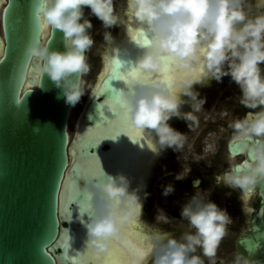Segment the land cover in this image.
Instances as JSON below:
<instances>
[{
    "label": "clouds",
    "instance_id": "clouds-1",
    "mask_svg": "<svg viewBox=\"0 0 264 264\" xmlns=\"http://www.w3.org/2000/svg\"><path fill=\"white\" fill-rule=\"evenodd\" d=\"M85 7L90 8L106 29L120 23L113 0H39L35 16L43 17L53 34L56 30L62 31L66 47L64 51L54 50L50 43L41 45L35 40L25 48L28 58L39 62V70L57 87L63 86L66 102L73 106L87 89L85 78L91 70L88 53L94 46L89 31L93 26L84 18ZM252 7V0H128V8L142 26L141 36L149 38L147 44L136 41L143 51L134 65L145 72H157L171 57L180 70L199 69L201 73L194 78L182 76L177 81L182 93L191 100L189 112L181 111V105L187 101L169 91L163 80H139L127 87V91H118V103L131 124L148 130L160 149L171 147L183 151L186 135L168 121L174 116L188 122L195 120L193 112L203 109L205 99L199 98L193 85L205 78L220 81L230 75L239 86L241 105L250 109L264 106V69L261 67L264 65V10H259L264 9V0H255L257 14H250ZM104 39L112 40L111 33L106 31ZM229 127L253 158L244 170L226 171L223 183L249 191L264 183V107L232 121ZM183 172L184 169L176 179L187 175ZM129 185L125 174L114 176L103 170L86 183L92 210L90 219L85 222L81 218V223L87 229L86 245L97 252H106L113 236L120 234L122 225L134 214L141 215L140 197L136 190L129 191ZM171 191L173 187L168 185L164 194ZM210 191L197 187L196 194L182 206L180 215L187 221L189 231L182 232L179 238L166 232L154 236L152 264H205L202 256L216 255L233 220L226 210L199 194L208 196ZM170 221L163 210L158 212L156 222ZM198 249L200 255L196 254ZM235 264H249V258L237 253Z\"/></svg>",
    "mask_w": 264,
    "mask_h": 264
},
{
    "label": "water",
    "instance_id": "water-1",
    "mask_svg": "<svg viewBox=\"0 0 264 264\" xmlns=\"http://www.w3.org/2000/svg\"><path fill=\"white\" fill-rule=\"evenodd\" d=\"M116 2L113 0L115 10ZM38 7L39 0H0V264H77L79 237L86 230L81 218L86 222L90 215L85 212L81 217L79 201L84 199L81 193L77 202L69 205L71 218L65 216V182L74 160L82 168V161L86 160L82 149L87 154L89 148V152L104 158L107 164L102 170L108 174L114 175L115 167L122 165V156L114 160L113 154L124 144L122 134L115 140L104 139L94 147L87 136L83 137L103 121L118 118L109 111L111 108L107 109L106 103L115 105L117 110L120 104L115 93L100 92L103 76L99 88L76 117L81 120L82 133H77L73 158L71 143L75 140L69 133L77 103L74 106L67 103L63 86L57 87L39 70L36 58L25 54L28 43L35 40L41 45L50 43L54 50L64 51L66 47L62 31L53 34L50 26L41 27V19L35 16ZM136 57L121 51L111 60L120 59L127 66L129 60L134 65ZM102 68H98L96 79ZM209 81L210 78H205L193 88ZM110 83L117 93L128 90L122 81ZM229 150L234 156L244 152L247 155L246 160L234 165L233 172L244 170L253 158L239 140L230 142ZM78 183L86 190L87 181ZM245 192L257 193L260 203L258 208L249 209V222L236 248L254 263L264 264V183ZM66 232L71 245L66 253L68 260L63 258L60 247Z\"/></svg>",
    "mask_w": 264,
    "mask_h": 264
},
{
    "label": "flooded vegetation",
    "instance_id": "flooded-vegetation-1",
    "mask_svg": "<svg viewBox=\"0 0 264 264\" xmlns=\"http://www.w3.org/2000/svg\"><path fill=\"white\" fill-rule=\"evenodd\" d=\"M252 3H254V6L249 10L251 15L257 14L259 10H264H258L255 7V0H252ZM261 67L264 69V65H261ZM197 70L199 74L196 76L201 75L199 69ZM179 74L184 76L182 70L179 71ZM196 76L189 74V77ZM180 78L178 75L177 79ZM176 83L175 94L187 101L181 105V111L189 112L192 110L191 100L182 93L183 89ZM208 86L209 88H206ZM193 89L199 93V98L205 99L204 110L193 112L194 121L188 122L181 117H175L173 121L169 122L173 128L186 135L187 139L183 151H176L171 147L160 149L152 135L154 155H150L151 163L144 173L146 177L143 183L144 186L141 187L144 189L140 195L142 212L141 215L136 213L135 220L140 226V231L148 238L151 235L153 238L159 232H166L179 238L182 232L190 230L187 221L183 220L180 215L182 206L196 194L197 187L201 191L210 189L208 196L207 193L199 194L216 203L219 208L226 210L233 222L227 226V235L221 241L216 255L212 258L203 256L201 258L204 259L205 264H235V257L239 253L236 242L248 225L250 207L258 208L260 197L257 193L251 195V193L248 194L240 188L223 183V174L226 171L233 172L236 163L247 159L246 152L238 156L231 154L229 143L237 139L234 138V130L229 127V124L236 119L243 118L249 112L260 111L264 106L250 109L241 105L239 103V96L241 95L239 86L231 79L230 75L224 76L220 81L210 78L205 87L198 85ZM234 94H238V100H236ZM232 103L235 105L234 108H232ZM188 123L191 125L190 129ZM202 123L204 124L202 133H198V128ZM216 126L223 127L224 130L221 135L216 130ZM76 128L77 119L74 124L73 136L79 131V126ZM192 142L193 144H191ZM188 167L190 171L187 173ZM183 169L182 174L187 175L183 179H176L177 174L182 172ZM126 175L129 179L133 177L132 174ZM168 185H172L173 191L165 195L164 190ZM145 193H147V196H145ZM247 195H251L249 200ZM143 208L145 211L144 219ZM160 210H163L171 219L169 223L156 222V216ZM150 242L147 243L148 246H150ZM153 254L152 248L142 264H152ZM196 254H201L199 249ZM249 264L256 263L249 260Z\"/></svg>",
    "mask_w": 264,
    "mask_h": 264
},
{
    "label": "snow or ice",
    "instance_id": "snow-or-ice-1",
    "mask_svg": "<svg viewBox=\"0 0 264 264\" xmlns=\"http://www.w3.org/2000/svg\"><path fill=\"white\" fill-rule=\"evenodd\" d=\"M40 19H41V27L47 29L48 25L43 20V17H41ZM140 33H141V29L134 31L132 33V39L137 42L143 41L145 44H147L149 38L146 35L141 36ZM178 71L181 70L178 68L176 60L171 57H168L166 59L165 66L157 72H145L142 69L137 68L133 64L128 63V65L126 66L125 63H122L120 59H112L109 61L108 67L106 68L104 78L102 80V87L100 88V92H102L103 94H105L106 92H110L111 94L115 93L118 96L117 91L112 87L110 83L112 80L123 81L124 83L127 84V87H130L136 81L153 80L156 78L163 79L168 84L169 91L172 92L174 91V89L172 88V81L175 76V73ZM184 73L193 76L199 74L198 71L188 72L187 70H184ZM105 105L107 106V109L109 108L112 109L109 111H111L116 116H118V120L114 125H110L109 120L107 121L106 124L103 121L104 131H94L93 133L88 135L87 138L93 142L92 147L99 144L104 139L115 140L121 133L127 135L128 137L133 134L137 137H141L143 135L144 130L137 128L131 124L130 120L127 117L126 111L122 106H120V109L117 110L115 105H109L107 103ZM102 115H104V113L100 114V116ZM88 149H87V154H85L82 149V154L84 159L87 160V165L84 168H81L80 166L77 165L76 161L74 160L71 165L69 179L65 182L66 199L64 201V205H65L64 213L65 216L69 218H71L69 205L74 202H77V197L80 196L81 193L84 196V199L79 201L81 215H83L85 212H90L92 210L90 199L87 196L86 190L81 189L78 181L80 180L88 181L91 177L100 174L102 172V168L99 163V158L95 155L94 152H89ZM69 201H71V203H69ZM138 214L139 213H137V215ZM129 224L132 226V228L137 229V231H129L128 229L125 228L124 225H122V229L125 231V235L129 238L123 242L124 249H120L112 246V242L117 240L120 235L117 234L113 236V238L111 239L110 248L106 252L92 253L91 252L92 248L90 246H87L84 255L87 256L90 254L95 257H100L101 255L106 253V258L103 260H98L97 264H142L143 258L151 250V247L143 246V241L146 239V237L143 236L142 233L138 230L139 225L137 221L133 219L129 221ZM132 237H135V241L131 239ZM69 241H70V236L69 233L66 232L63 235L62 242L60 244V247L63 250L62 255L65 260L69 259V257L66 255V253L69 251L71 247ZM127 252H130L135 257V259L130 261L128 259L119 258L121 256H125ZM77 264H90V262L84 259H78Z\"/></svg>",
    "mask_w": 264,
    "mask_h": 264
},
{
    "label": "bare ground",
    "instance_id": "bare-ground-1",
    "mask_svg": "<svg viewBox=\"0 0 264 264\" xmlns=\"http://www.w3.org/2000/svg\"><path fill=\"white\" fill-rule=\"evenodd\" d=\"M115 4H116V7L118 8L117 10L120 9V14L118 15L120 18V23H118L117 25L121 29H119L120 31L112 37V40H110L111 42L109 41L110 43H108V45L106 46V48L104 50L105 52L103 51L104 52L102 54V56H103L102 57L103 68H102L101 73L99 74L98 81L93 86V90H91L92 92L89 95L88 100L91 98V96L99 88L100 81L105 74L106 68L108 67V63L114 55L119 54V52H121V51H124V52L128 53L129 56H132V55L138 56V54L139 53L141 54L143 51L141 48L138 47V45L136 44V41L132 39V33L134 31L140 30L142 28V26L134 17L133 12L128 8V0H117V2ZM117 10H116V13L118 12ZM127 24H128V28H125L127 26ZM178 75H179V77H182V76H180L179 71L175 73V76H174L173 81H172V88L174 89V91L176 90L174 88V85H175L174 83H176V81L178 80V79H176V77H178ZM156 80H163V79L156 78ZM27 85H29V83H27ZM174 91H172V92L175 94ZM72 114H73V111H72ZM110 120L111 121L109 122V124L114 125L116 123V121L118 120V118L116 119V117L115 118L111 117ZM80 124H81V120H77V128L79 126L78 132H80V130H81ZM94 131H104L103 123L102 124L100 123L97 128L90 130L88 133L83 134V137L84 136L88 137L87 134L92 133ZM78 132H76V135L74 134V136H73V134L69 133L70 137H74V140L76 141V142L73 141L71 143V147H72L71 148V156L73 158L75 157L74 152H76V149L74 150V147H76L77 133ZM80 133H82V131ZM121 134L123 135L124 144L121 147V149L115 150L113 152V154H114V160L116 159V156H119V157L122 156L123 163H122V165L119 164L117 167H115L114 176L117 175L116 173H118V174L123 173L125 175L126 174H132L133 177H131L129 179L130 180L129 191L131 192L133 190H136L138 196L140 197L141 192L144 189V188H141L144 186L143 183H144L145 177H146L145 176L146 174H144V173H145L146 168H148V166L151 163L150 162V158H151L150 155L151 154L154 155V148H153L154 144L152 141L153 140L152 138L154 136L152 137V134L148 130H144L143 135L141 137H137L134 134L130 135L129 137L123 133H121ZM80 136H81V134H80ZM99 163L101 165V168L103 169L106 166L107 161L104 158H99ZM86 165H87V160L82 161V168H84ZM245 198H246V196H245ZM250 198H251V195H247V199L249 200ZM250 210H253V208L250 207ZM135 218H136V214H134L133 217L129 221H131ZM129 221L124 224L125 228L128 229L129 231H137V229L132 228V226L129 224ZM141 228H142V225H141ZM138 230L140 231V228ZM140 232L142 233V231H140ZM142 235L145 236V234H143V233H142ZM150 237L149 238L146 237V239L143 241V246L148 247L149 244H147V243H149V241H151L150 247L152 249L153 244H154V239H153L154 236H153V238H152V235ZM86 239H87V229L79 237L80 249H79V253L77 255L80 257V259L87 260L90 262V264H97L98 260L105 259L106 253L101 255L100 257H95V256H92L90 254L87 256L84 255V252L86 251V247H87V245L85 243ZM126 239H129V238L125 235V231L123 229H121L118 240L113 241L112 246L116 247V248L124 249L123 242ZM131 239L133 241H135V237H132ZM109 248H110V245H109ZM125 251H126V249H125ZM91 252L96 253L97 251L92 248ZM145 257L143 258V261L145 260ZM119 258L128 259L130 261L135 259V257L130 252H127V254L125 256H121Z\"/></svg>",
    "mask_w": 264,
    "mask_h": 264
},
{
    "label": "rangeland",
    "instance_id": "rangeland-1",
    "mask_svg": "<svg viewBox=\"0 0 264 264\" xmlns=\"http://www.w3.org/2000/svg\"><path fill=\"white\" fill-rule=\"evenodd\" d=\"M252 4L254 6V3H252ZM83 11H84V18L89 19L91 21V23H92V26H93L89 31H90V34L92 35L93 39H94V46L91 49V51L88 53V59H89L90 65H91V70H90L89 74L87 75V77L85 78L86 81H87L85 87L87 89L84 92V94L81 96L80 100L77 102L76 108L73 110L71 124H70L71 125V127H70V133L71 134L73 133V130H74V124H75V121H76L75 118H76V116L78 114V111L88 101V97H89L90 92H91L90 90H92L90 88H92V85H93V83H94V81L96 79V72L98 71V68L100 66L103 67V60L102 61L100 60L99 54L101 55L100 57L102 59V54L105 52L104 50L106 48V47H104L105 43H106V46H107L108 43L111 42V41L110 42L109 41H106L104 39V33L106 31L107 32H110L111 33V36L113 37L114 35H116L120 31L119 29H121L118 26H116V27H113L112 26V27L106 29L103 26V22L100 19H98L95 15H93L91 13L90 8L85 7ZM117 11H118L117 14L119 15L120 14V9L117 10ZM115 12H116V10H115ZM125 28H128V24H127V26ZM262 69H263V67H262ZM184 76H189V74H185L184 73ZM176 79H177V77H176ZM206 85L203 84L202 86L205 87ZM174 88L176 89L175 85H174ZM206 88H209V86L206 87ZM182 92H183V90H182ZM234 96H235V98H237L238 97V94H234ZM236 100H238V98ZM234 107H235V105L232 103V108H234ZM173 118H175V116L172 117L168 121V123L171 122V121H173ZM203 127H204V124L202 123L199 126V128H198V133H200V132L202 133ZM216 127H217L216 130L221 135L222 132H223V130H224L223 127H220V126H216ZM89 134H91V133H89ZM89 134H87V135H89ZM191 144H193V142ZM251 208H253V207L251 206ZM144 213H145V211H144V208H143V219H144Z\"/></svg>",
    "mask_w": 264,
    "mask_h": 264
}]
</instances>
